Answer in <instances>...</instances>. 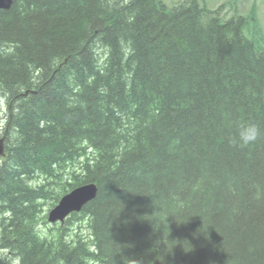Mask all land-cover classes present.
Segmentation results:
<instances>
[{
    "label": "trees",
    "instance_id": "16d2710c",
    "mask_svg": "<svg viewBox=\"0 0 264 264\" xmlns=\"http://www.w3.org/2000/svg\"><path fill=\"white\" fill-rule=\"evenodd\" d=\"M12 2L0 264H264V134L228 142L264 128L247 19L207 0ZM87 184L96 197L47 227L43 206Z\"/></svg>",
    "mask_w": 264,
    "mask_h": 264
},
{
    "label": "rangeland",
    "instance_id": "374dc122",
    "mask_svg": "<svg viewBox=\"0 0 264 264\" xmlns=\"http://www.w3.org/2000/svg\"><path fill=\"white\" fill-rule=\"evenodd\" d=\"M167 5L176 4L178 2H184L187 0H164ZM213 9H221V15L223 18H228L234 14L242 15L247 19V23L243 28L245 34L249 36L258 45L264 47V0H207L206 2ZM4 102L0 99V105ZM1 107V106H0ZM5 108V103H4ZM6 110L0 108V129L4 127L6 123ZM0 133L2 131L0 130ZM43 214L48 217L52 208L48 205H44ZM45 224L47 227L50 222ZM43 225L44 227H46Z\"/></svg>",
    "mask_w": 264,
    "mask_h": 264
},
{
    "label": "water",
    "instance_id": "95a60500",
    "mask_svg": "<svg viewBox=\"0 0 264 264\" xmlns=\"http://www.w3.org/2000/svg\"><path fill=\"white\" fill-rule=\"evenodd\" d=\"M12 0H0V10L8 9L12 6ZM4 138H0V156L5 155L3 150ZM98 192L95 184H87L80 186L65 196L59 203L52 208L48 215V221L55 223L57 221L65 220L71 213L81 211L87 203L92 201Z\"/></svg>",
    "mask_w": 264,
    "mask_h": 264
},
{
    "label": "clouds",
    "instance_id": "9594fccd",
    "mask_svg": "<svg viewBox=\"0 0 264 264\" xmlns=\"http://www.w3.org/2000/svg\"><path fill=\"white\" fill-rule=\"evenodd\" d=\"M262 134H264V128L255 123L240 124L228 137V142L232 147L245 148L257 142Z\"/></svg>",
    "mask_w": 264,
    "mask_h": 264
},
{
    "label": "bare ground",
    "instance_id": "6f19581e",
    "mask_svg": "<svg viewBox=\"0 0 264 264\" xmlns=\"http://www.w3.org/2000/svg\"><path fill=\"white\" fill-rule=\"evenodd\" d=\"M3 146H4V144H3ZM3 150L5 151L6 149H5V146H4V148H3ZM96 185V184H95ZM0 256H1V253H0ZM1 259V258H0Z\"/></svg>",
    "mask_w": 264,
    "mask_h": 264
}]
</instances>
